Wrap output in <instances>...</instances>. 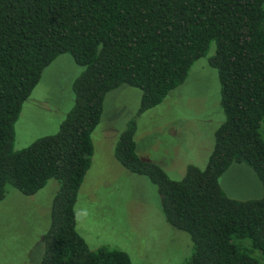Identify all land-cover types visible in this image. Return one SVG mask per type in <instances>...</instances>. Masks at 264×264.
Masks as SVG:
<instances>
[{"label": "trees", "instance_id": "obj_1", "mask_svg": "<svg viewBox=\"0 0 264 264\" xmlns=\"http://www.w3.org/2000/svg\"><path fill=\"white\" fill-rule=\"evenodd\" d=\"M212 43L208 64L217 71L225 120L206 167L168 179L138 157L134 119L114 156L156 185L166 222L190 238L184 264H264V0H0V203L7 186L33 196L58 183L39 264H132L118 249L91 251L76 231L74 207L104 98L126 85L142 93L137 115L157 107ZM61 55L83 68L73 106L55 134L14 151L22 105ZM234 163L254 170L261 199L221 192L218 180Z\"/></svg>", "mask_w": 264, "mask_h": 264}, {"label": "rangeland", "instance_id": "obj_2", "mask_svg": "<svg viewBox=\"0 0 264 264\" xmlns=\"http://www.w3.org/2000/svg\"><path fill=\"white\" fill-rule=\"evenodd\" d=\"M214 52L212 43L184 83L141 115H137L140 90L123 85L106 94L100 122L91 135V164L74 207L76 231L91 251L118 249L132 264H184L190 257V238L166 222L156 185L127 171L115 158L114 146L134 119L136 153L142 161L156 164L172 181L181 180L190 166L203 170L214 147V133L225 120L217 71L208 64ZM82 71L70 55L59 56L43 71L15 123L14 151L57 132L73 106L72 84ZM261 132L264 137V128ZM218 184L232 200L263 196L257 174L246 164H232ZM57 189L55 180L33 196L6 187L0 203V264H39Z\"/></svg>", "mask_w": 264, "mask_h": 264}]
</instances>
